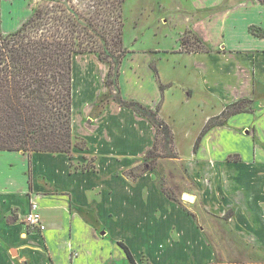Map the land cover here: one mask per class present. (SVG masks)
<instances>
[{
  "label": "crops",
  "instance_id": "1",
  "mask_svg": "<svg viewBox=\"0 0 264 264\" xmlns=\"http://www.w3.org/2000/svg\"><path fill=\"white\" fill-rule=\"evenodd\" d=\"M7 2L11 4L10 0H0V34L3 35L16 32L26 22L21 20L15 27L7 25L3 12ZM175 6L179 10L176 12L183 13L185 26L180 32L179 44L137 52L138 55H148L145 68L154 82L159 83L160 89L163 85L161 75L162 78L164 75L161 64L164 59L168 62L171 55L178 59H197L196 64L202 70L200 75L207 91L218 95L217 99L223 96L227 103L253 96L254 84L264 87V46H252L253 42L264 41V36L252 33V29H257L264 34L263 0H176ZM30 8L29 18L33 11L32 6ZM13 12L9 10L11 16ZM169 12L170 15L173 13ZM169 18L162 16L161 21L164 19L163 23H167ZM187 31L197 36L208 51L181 52L180 40ZM214 33L221 38L212 46L210 40ZM227 34H241L244 39L240 36L237 42L224 46V43L227 44ZM129 52L121 64L118 77L122 96L123 64L129 59L133 82L140 85L142 81L141 66L134 60L136 51ZM223 66H226V71L222 70ZM107 71L106 64L95 54H79L73 59L74 110L77 82L79 86L82 85L85 95L81 117L83 124L77 123L74 111L73 134L87 141L88 150L74 148L73 159L66 154L33 153L29 156L24 152L0 151V264H121L124 259L128 260L118 244L121 241L128 245L136 261H140L144 253L150 257L152 264H213L216 259L194 216L185 212L175 199L161 190L159 180L151 183L150 175L156 170L147 172L137 180L125 175L130 168L141 165L145 155L152 150L156 128L146 117L118 103L98 110ZM222 73L226 77L223 80ZM187 90V95L192 97L198 89L192 86ZM160 99H163L162 94ZM165 101L166 94L164 104ZM209 106L207 98L200 105L203 110ZM162 111L158 110V116ZM211 111L206 112L211 114ZM217 111L215 114V109L213 114L217 115L222 108ZM215 117L206 118L194 146ZM228 121L224 126H216L208 131L199 145H203L209 135L227 131ZM140 146L142 148L136 152ZM200 151L201 148L194 151L196 162H200L196 160ZM92 157L97 158L96 172L73 169L72 163L82 165ZM215 162L216 156L212 166L216 170ZM250 162H246L249 169L245 176L241 174L242 178L235 175L238 171L235 174L230 170L227 174H220L222 170L212 174L209 181L212 186L208 189L204 187L202 192L203 203L206 205L212 201L218 184L223 187L219 193V198H222L221 194L229 191L235 179L241 182L246 179L248 188L256 186L253 179L260 178L263 182L262 161L255 164L260 172L255 176L250 172L253 170ZM216 165L221 169L224 167L220 161ZM233 165L238 167L237 164L226 166L231 168ZM258 191L263 193V184ZM32 198L40 205L47 227L44 232L28 231L23 223ZM247 202L255 204L253 198ZM218 205L216 203V207ZM256 225H260L263 232L254 235V238L258 241L257 247L264 250V226L263 223ZM165 226L167 231L163 232ZM125 228L132 231L133 239L129 236L126 238ZM138 243L144 246L141 248ZM152 245L159 250V257H154L148 250ZM118 249L123 252L120 253Z\"/></svg>",
  "mask_w": 264,
  "mask_h": 264
},
{
  "label": "rangeland",
  "instance_id": "2",
  "mask_svg": "<svg viewBox=\"0 0 264 264\" xmlns=\"http://www.w3.org/2000/svg\"><path fill=\"white\" fill-rule=\"evenodd\" d=\"M10 1L11 4L14 3L13 6L7 2L6 7H3V12L7 25L11 24L12 27H15L21 20L27 21L31 6L33 15L34 10L44 4V0ZM59 1L66 2L69 5L72 1L73 5L81 6V8L89 7L92 4V0ZM175 2L176 0H125L123 6L124 43L127 50L136 51L134 60L141 66L142 81L139 83L140 85L133 82L128 67L131 63V59H129L125 65L123 64L121 83L124 96H122L118 85V74L120 72L118 65H114L112 68L108 63H105L108 71L104 77L105 83L99 98L98 110H102L112 103L119 104L120 101H124V98L140 102L153 110L156 107L157 110L163 109L158 117L164 120L173 135L163 134L162 132L159 138L155 137V143L151 148L152 150H150L152 154L147 156L148 152L145 155V159L148 163L154 165V170H156L150 175L149 180L152 184L159 180L158 185L161 190H164L175 199L185 212L194 216V220L202 227L204 235L215 253L216 259L213 264H264V250L257 247L258 241L254 238V235L260 234L262 231L260 225L256 224L263 223L264 226V191L263 193L257 192L258 187H261V184L264 185V179H262L263 182L260 181V178L259 180L253 179V184L256 185L253 188L247 187L249 183L246 182V179L244 182L235 179L234 183H231L229 191L226 190L225 194H221L222 198H219V193L223 190V187L218 184L215 196L206 205L203 203L202 197L204 187L212 186L209 181H211V176L215 172L223 170L220 174L225 172L227 174L229 170L231 173L238 171L234 174L239 176L244 174L245 176L249 169L246 167L248 161H252L250 163H252L253 170H250V172L254 176L260 174L255 165L257 162L262 161L264 170V87L254 84L253 96L250 95V97L240 99L248 100L249 102L244 103L243 106L253 107L254 112L232 116L227 123V131L218 132V135L217 133L209 135L206 142L199 145L201 151L196 160H200V162H196L194 143L201 133L206 118L218 117L231 103H227L223 96L217 99L218 95H212L207 91L200 75L202 70H199L198 64H196L197 59H178L175 55H171L168 62L164 59L161 64L164 74L163 78L160 74L161 83L170 86L163 87L161 84L163 89H160L158 87L159 83L154 82L153 78L148 75V69L145 68V59L148 55L146 53L137 54V52L149 51L155 47H175L179 44L180 32L185 29V26L183 13L176 12L179 10L175 6ZM9 10L14 11L13 16L9 14ZM169 11L173 13L170 15ZM162 16L163 18L164 16L170 17L169 22L163 23L164 19L161 21ZM255 31L261 34L260 30L255 29ZM235 35L229 36L227 34L225 38L227 44L224 43V46H230L233 42H237L240 36L244 39V35ZM219 38L221 37L217 38L216 33H214L210 40L212 46L219 42ZM180 41L183 42L180 44V51L188 53L198 51L200 43H202L197 36L188 31ZM247 42L251 45L248 40ZM252 46H264V41L253 42ZM222 70L226 71V66H223ZM225 78L222 73L221 79ZM107 81H109V84ZM192 86H196L198 90L195 91L194 96L189 97L187 89ZM159 89L166 93H161ZM161 94L162 100L160 99ZM165 94L166 101L164 104ZM205 98L209 99L210 106L208 109L203 110L200 105ZM141 99L144 101H139ZM84 102L85 95L83 94L82 85L79 86V82H77L73 113L75 111L77 123L80 125L83 124H81V117L84 111ZM219 108H222V111L214 115L215 109L216 114ZM207 110L213 111L210 114L206 112ZM163 131L165 132V130ZM239 133L241 138H239ZM140 148L142 146L137 148L136 152H139ZM215 156L217 171L212 167L214 166ZM219 161L220 165H224L222 169L216 165ZM227 164H237L238 167L233 165L230 168V166H226ZM139 165L130 168L125 175L133 179L129 172L134 169V173L138 174L141 171V169L137 170ZM207 173L208 175L205 176ZM187 194L190 195L189 197L192 196L193 201L186 199V197L183 198ZM252 198L254 205L247 202L248 199L251 200ZM216 203L219 204L218 207H216ZM162 231L166 232L167 227L165 226ZM124 234L126 238L127 236L131 239L135 237L128 228H125ZM138 245L141 248L144 246L141 243H138ZM148 250L154 257H159L160 253L155 245L150 246ZM118 251L123 252L121 249H118ZM136 262L137 264H152L150 257L145 253L140 261ZM121 264H129V261L124 259Z\"/></svg>",
  "mask_w": 264,
  "mask_h": 264
},
{
  "label": "trees",
  "instance_id": "3",
  "mask_svg": "<svg viewBox=\"0 0 264 264\" xmlns=\"http://www.w3.org/2000/svg\"><path fill=\"white\" fill-rule=\"evenodd\" d=\"M124 3L125 0H92L89 7L81 8L72 1L69 5L44 0L16 32L0 34V151L24 152L29 156L66 154L73 159L74 148L88 150L87 141L73 134V59L79 54H95L100 61L112 68L118 65L120 70L130 53L124 43ZM252 33L264 36L255 29ZM198 51L208 49L200 43ZM247 102L232 103L212 119L194 151H198L203 136L212 128L224 126L234 115L253 113V107L243 106ZM119 104L146 117L157 130L156 138L162 132L173 135L159 119L158 110L135 101ZM150 154L152 151L147 156ZM72 167L76 171L96 172L97 158H87L82 165L72 163ZM140 169L138 174L132 169L129 175L137 180L155 166L145 159L137 167ZM118 244L129 264H137L128 245L122 241Z\"/></svg>",
  "mask_w": 264,
  "mask_h": 264
},
{
  "label": "built area",
  "instance_id": "4",
  "mask_svg": "<svg viewBox=\"0 0 264 264\" xmlns=\"http://www.w3.org/2000/svg\"><path fill=\"white\" fill-rule=\"evenodd\" d=\"M23 223L31 232H44L47 228L42 219L40 205L34 198L30 200L29 212L24 217Z\"/></svg>",
  "mask_w": 264,
  "mask_h": 264
},
{
  "label": "bare ground",
  "instance_id": "5",
  "mask_svg": "<svg viewBox=\"0 0 264 264\" xmlns=\"http://www.w3.org/2000/svg\"><path fill=\"white\" fill-rule=\"evenodd\" d=\"M186 199H189L190 201H193V198L189 197L188 195L185 196Z\"/></svg>",
  "mask_w": 264,
  "mask_h": 264
},
{
  "label": "water",
  "instance_id": "6",
  "mask_svg": "<svg viewBox=\"0 0 264 264\" xmlns=\"http://www.w3.org/2000/svg\"><path fill=\"white\" fill-rule=\"evenodd\" d=\"M183 198L185 199V195L183 196Z\"/></svg>",
  "mask_w": 264,
  "mask_h": 264
}]
</instances>
